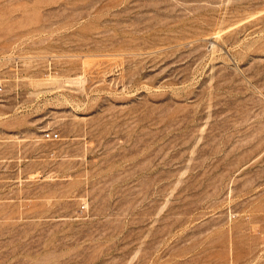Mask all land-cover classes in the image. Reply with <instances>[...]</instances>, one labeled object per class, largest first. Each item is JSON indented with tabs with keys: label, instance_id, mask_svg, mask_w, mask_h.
Returning <instances> with one entry per match:
<instances>
[{
	"label": "rangeland",
	"instance_id": "rangeland-1",
	"mask_svg": "<svg viewBox=\"0 0 264 264\" xmlns=\"http://www.w3.org/2000/svg\"><path fill=\"white\" fill-rule=\"evenodd\" d=\"M0 85V264H264V0H0Z\"/></svg>",
	"mask_w": 264,
	"mask_h": 264
},
{
	"label": "built area",
	"instance_id": "built-area-1",
	"mask_svg": "<svg viewBox=\"0 0 264 264\" xmlns=\"http://www.w3.org/2000/svg\"><path fill=\"white\" fill-rule=\"evenodd\" d=\"M1 85H0V90H1ZM57 134L56 133H53V132H47L46 133V136H48V137H53V136H56Z\"/></svg>",
	"mask_w": 264,
	"mask_h": 264
}]
</instances>
